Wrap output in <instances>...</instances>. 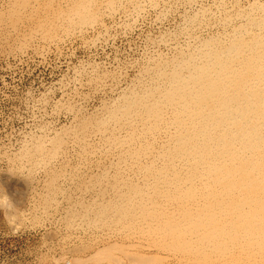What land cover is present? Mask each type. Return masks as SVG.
Here are the masks:
<instances>
[{"label": "rangeland", "instance_id": "374dc122", "mask_svg": "<svg viewBox=\"0 0 264 264\" xmlns=\"http://www.w3.org/2000/svg\"><path fill=\"white\" fill-rule=\"evenodd\" d=\"M262 74L264 0H0V264H264Z\"/></svg>", "mask_w": 264, "mask_h": 264}, {"label": "bare ground", "instance_id": "6f19581e", "mask_svg": "<svg viewBox=\"0 0 264 264\" xmlns=\"http://www.w3.org/2000/svg\"><path fill=\"white\" fill-rule=\"evenodd\" d=\"M234 10V9H233ZM223 12V11H222ZM205 14V13H204ZM228 15V14H227ZM233 15V14H232ZM220 20V19H219ZM260 40V39H259ZM263 40V39H262ZM251 61V60H250ZM154 63V62H153ZM246 71V70H245ZM244 71V72H245ZM246 73V72H245ZM226 77V76H225ZM244 77L243 79H249L246 77V75H241L239 78ZM224 78V77H223ZM237 78V77H236ZM236 78H230L227 76V78L225 80H227L226 82L230 83V94L227 93L223 94L226 95L224 98H220V96L218 98H214L215 95H217L220 91V89L222 88V86L226 89L224 83H223V79L218 80V82H216V89L214 90V93L212 95V98L210 101L212 103H214V109L208 114V116L206 118L210 119L213 118L212 120V125H210V130L213 132L217 131L218 128H220L223 125V122L225 121L224 119H228V118H232L235 121H237V123H241L240 125H245L246 124V117L250 116L251 114H253L254 111H257V108L262 109V104L264 103V93L254 90V89H249L250 94L246 93L247 92V88H253V86H251V84H245V83H241V85H239V83H236L235 80ZM259 79V84H263L264 83V74H262L261 76H258ZM228 87V86H227ZM128 91V90H127ZM126 93V92H125ZM226 93V92H224ZM214 96V97H213ZM118 97V96H117ZM215 114V115H214ZM205 118V119H206ZM137 120V119H136ZM211 120V119H210ZM97 121V120H96ZM207 122V120H206ZM211 123V122H210ZM235 123V122H234ZM227 124V123H226ZM203 125V124H202ZM231 125V124H230ZM204 127V126H203ZM224 128V127H222ZM200 129V128H199ZM107 130V129H106ZM206 130V129H205ZM209 130V129H208ZM220 130V129H218ZM210 131V133H211ZM239 131V130H238ZM243 131V130H242ZM197 132V131H195ZM223 132V131H221ZM204 133V130H200L198 131V137ZM195 135V134H194ZM208 135V134H207ZM221 135V134H220ZM224 135V134H223ZM192 136V135H191ZM212 136V135H211ZM204 137V136H203ZM213 137V136H212ZM215 137V136H214ZM190 138V137H189ZM208 138V137H206ZM201 139V137H200ZM206 140V139H205ZM214 140V139H213ZM192 141V140H191ZM198 141V140H197ZM95 142V141H94ZM210 142V141H209ZM214 142V141H213ZM220 142V141H219ZM197 143V142H196ZM199 144V143H198ZM201 144V142H200ZM210 144V143H209ZM204 145V144H203ZM194 146V145H193ZM198 146V145H197ZM201 146V145H200ZM211 146V145H209ZM208 146V147H209ZM216 146V145H215ZM194 149V148H193ZM192 149V150H193ZM219 150V149H218ZM223 150V149H222ZM37 151V150H36ZM209 151V150H208ZM220 151V150H219ZM197 152V151H196ZM195 152V153H196ZM201 152V151H200ZM211 152V151H210ZM198 154V152H197ZM203 154V153H202ZM207 155V154H206ZM197 156V155H196Z\"/></svg>", "mask_w": 264, "mask_h": 264}, {"label": "clouds", "instance_id": "9594fccd", "mask_svg": "<svg viewBox=\"0 0 264 264\" xmlns=\"http://www.w3.org/2000/svg\"><path fill=\"white\" fill-rule=\"evenodd\" d=\"M2 204H3V202L0 201V209H3Z\"/></svg>", "mask_w": 264, "mask_h": 264}]
</instances>
